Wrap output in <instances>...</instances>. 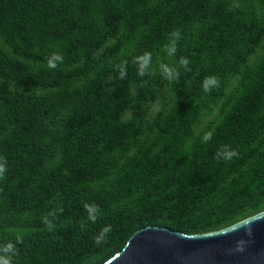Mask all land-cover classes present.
<instances>
[{
    "label": "trees",
    "instance_id": "obj_1",
    "mask_svg": "<svg viewBox=\"0 0 264 264\" xmlns=\"http://www.w3.org/2000/svg\"><path fill=\"white\" fill-rule=\"evenodd\" d=\"M225 145L238 155L217 158ZM4 161L10 264H102L146 226L264 210V0H0Z\"/></svg>",
    "mask_w": 264,
    "mask_h": 264
},
{
    "label": "water",
    "instance_id": "obj_2",
    "mask_svg": "<svg viewBox=\"0 0 264 264\" xmlns=\"http://www.w3.org/2000/svg\"><path fill=\"white\" fill-rule=\"evenodd\" d=\"M102 264H264V210L202 233L146 226Z\"/></svg>",
    "mask_w": 264,
    "mask_h": 264
},
{
    "label": "clouds",
    "instance_id": "obj_3",
    "mask_svg": "<svg viewBox=\"0 0 264 264\" xmlns=\"http://www.w3.org/2000/svg\"><path fill=\"white\" fill-rule=\"evenodd\" d=\"M171 35L176 38V40L179 39L180 33L179 30H174ZM176 40H173L172 43L168 46H165V50L168 52L169 55H174L176 51ZM151 61V54L148 52H145L143 55L134 58V63L138 64V74L144 75L148 67L150 65ZM63 62V56L60 53H53L51 57L48 58L47 60V66L51 69H55L58 67L59 63ZM188 59L186 57H181L180 59V64L181 66L185 67L187 69L188 66ZM120 71V78L123 79L126 76V70L123 66H117ZM162 70L166 75L171 78V73L170 70L168 69L167 66L161 65ZM178 75V73H176ZM203 90L205 92L211 91L213 87H218L219 86V79L215 76H207L205 77L204 81L202 82ZM212 138V133L211 132H206L203 136V141L207 142ZM217 158L223 157L225 160H231L232 157L237 156L238 153L235 150H228V146L225 145L221 149H218L217 151ZM5 163H0V178H3V174L6 171L5 168ZM87 207V205H86ZM94 219V217H93ZM104 232L109 231L108 228L103 229ZM0 261H2V264H10V261L4 258H0Z\"/></svg>",
    "mask_w": 264,
    "mask_h": 264
}]
</instances>
